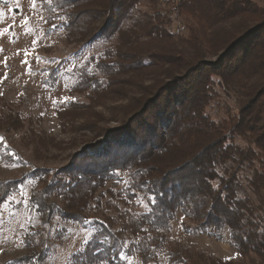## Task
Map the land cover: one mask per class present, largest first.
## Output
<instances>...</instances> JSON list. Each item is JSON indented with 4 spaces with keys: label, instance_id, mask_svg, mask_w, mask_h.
Returning <instances> with one entry per match:
<instances>
[{
    "label": "trees",
    "instance_id": "obj_1",
    "mask_svg": "<svg viewBox=\"0 0 264 264\" xmlns=\"http://www.w3.org/2000/svg\"><path fill=\"white\" fill-rule=\"evenodd\" d=\"M40 1L47 26L68 42L113 39L79 68L76 88L92 102L122 101L108 117L96 103L74 106L96 119L80 124L94 138L66 167L0 179V205L27 178L38 181L28 207L40 225L18 261L41 264L43 233L58 219L92 228L68 264H264V0ZM180 15L186 31L173 28ZM221 99L238 112L214 118ZM4 112L0 163L17 164L1 129L23 123ZM58 114L64 130L74 126ZM179 213L187 233L229 234L241 259L170 238Z\"/></svg>",
    "mask_w": 264,
    "mask_h": 264
},
{
    "label": "rangeland",
    "instance_id": "obj_2",
    "mask_svg": "<svg viewBox=\"0 0 264 264\" xmlns=\"http://www.w3.org/2000/svg\"><path fill=\"white\" fill-rule=\"evenodd\" d=\"M163 3L167 5L165 0ZM185 22V15L174 16L173 28L186 31ZM0 32L4 33L0 36V108H4V114L12 109L23 123L10 130L2 124L7 150L17 153L21 162L0 163V179H18L36 168L66 167L85 142L94 138L91 130L80 124L96 119L87 115L88 110L74 106L96 103L93 110L103 111L108 117L111 107L122 101L105 96L92 102L86 90L76 88L79 68L104 51L113 39L68 42L62 31L47 26L40 0L35 4L33 0H0ZM223 100L209 108L218 120L238 112L235 101ZM59 111H66L74 121L72 128L63 129ZM39 136L46 140L37 141ZM50 139L54 144H49ZM37 185L38 181L27 178L20 192L0 205V264H28L18 259L27 252L24 237L40 225L39 217L28 207L29 196ZM184 221L179 213L170 238L215 258L241 259L229 234L217 240L206 234L187 233ZM43 235L47 252L41 264H68L70 256L90 239L92 228L54 219Z\"/></svg>",
    "mask_w": 264,
    "mask_h": 264
},
{
    "label": "snow or ice",
    "instance_id": "obj_3",
    "mask_svg": "<svg viewBox=\"0 0 264 264\" xmlns=\"http://www.w3.org/2000/svg\"><path fill=\"white\" fill-rule=\"evenodd\" d=\"M33 4H35V0H33ZM4 35V33L3 32H0V36H3ZM25 63H27V61H25ZM95 85H93V87H94ZM153 202H155L154 200H153Z\"/></svg>",
    "mask_w": 264,
    "mask_h": 264
}]
</instances>
